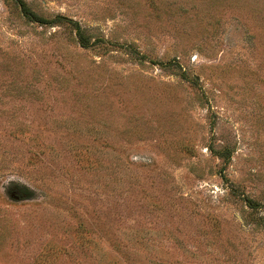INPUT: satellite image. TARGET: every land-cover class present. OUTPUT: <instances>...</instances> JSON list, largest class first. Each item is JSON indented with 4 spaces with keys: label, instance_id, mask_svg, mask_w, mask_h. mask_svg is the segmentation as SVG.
Returning <instances> with one entry per match:
<instances>
[{
    "label": "rangeland",
    "instance_id": "rangeland-1",
    "mask_svg": "<svg viewBox=\"0 0 264 264\" xmlns=\"http://www.w3.org/2000/svg\"><path fill=\"white\" fill-rule=\"evenodd\" d=\"M0 264H264V0H0Z\"/></svg>",
    "mask_w": 264,
    "mask_h": 264
},
{
    "label": "trees",
    "instance_id": "trees-1",
    "mask_svg": "<svg viewBox=\"0 0 264 264\" xmlns=\"http://www.w3.org/2000/svg\"><path fill=\"white\" fill-rule=\"evenodd\" d=\"M20 4H21V9L23 10V12H25V6H24V4L23 3H20ZM58 18L61 19V20H63L61 17H58ZM75 31H76V35L79 37V40H81L80 28L77 25L75 27Z\"/></svg>",
    "mask_w": 264,
    "mask_h": 264
}]
</instances>
